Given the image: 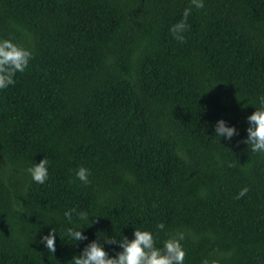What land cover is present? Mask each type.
<instances>
[{
  "label": "trees",
  "instance_id": "trees-1",
  "mask_svg": "<svg viewBox=\"0 0 264 264\" xmlns=\"http://www.w3.org/2000/svg\"><path fill=\"white\" fill-rule=\"evenodd\" d=\"M190 6L0 0V36L34 52L0 91V264H71L86 243L64 235L72 207L95 217L90 239L163 221L185 232V264H264V154L241 142L264 94V0H205L180 42L169 28ZM219 117L239 136L220 141ZM44 155L41 185L26 169ZM49 227L54 254L36 243Z\"/></svg>",
  "mask_w": 264,
  "mask_h": 264
},
{
  "label": "clouds",
  "instance_id": "clouds-1",
  "mask_svg": "<svg viewBox=\"0 0 264 264\" xmlns=\"http://www.w3.org/2000/svg\"><path fill=\"white\" fill-rule=\"evenodd\" d=\"M190 7L183 11L182 18L169 28L173 39L183 42L184 33L188 31L190 25L188 17L192 8L202 9L205 0H190ZM34 52L31 47L16 41L10 37L0 36V91L7 90L15 85L18 73H24ZM254 111L245 117L246 135L242 138V143L250 148L252 153L264 154V94L257 97V104ZM216 137L231 141L239 136L240 130L235 124L230 123L224 117H219L211 125ZM50 160L43 156L39 162L33 161L26 171L31 180L37 184H44L49 179ZM91 170L80 165L75 170V179L84 185L90 181ZM248 192L245 186L239 190L236 198L244 197ZM77 218L74 219L73 217ZM63 217L70 226L63 229L64 235L79 246L84 243L79 253L71 258V264H185L187 249L184 246L185 232L183 230H168L163 221L157 222L154 228L133 227L131 237L122 235L117 238L115 235H108L102 230H97L96 238L90 239L85 229L92 226L95 220L89 216L88 211L78 210L76 207L66 209ZM91 219L89 226L88 222ZM101 233L105 235L101 236ZM160 233H164L162 239ZM57 229L49 227L46 234H41L37 244H43L44 248L52 254L56 251ZM106 246H112L111 251ZM201 264H220L219 259H209L205 257Z\"/></svg>",
  "mask_w": 264,
  "mask_h": 264
}]
</instances>
